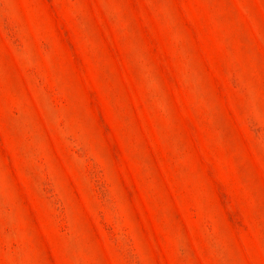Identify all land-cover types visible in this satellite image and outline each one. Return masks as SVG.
Returning <instances> with one entry per match:
<instances>
[{
	"label": "rangeland",
	"instance_id": "rangeland-1",
	"mask_svg": "<svg viewBox=\"0 0 264 264\" xmlns=\"http://www.w3.org/2000/svg\"><path fill=\"white\" fill-rule=\"evenodd\" d=\"M0 264H264V0H0Z\"/></svg>",
	"mask_w": 264,
	"mask_h": 264
}]
</instances>
